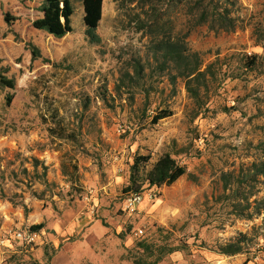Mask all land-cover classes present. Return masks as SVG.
Here are the masks:
<instances>
[{"label":"rangeland","instance_id":"rangeland-1","mask_svg":"<svg viewBox=\"0 0 264 264\" xmlns=\"http://www.w3.org/2000/svg\"><path fill=\"white\" fill-rule=\"evenodd\" d=\"M42 1L0 0V71L15 81L14 89H0V237L7 229L43 225L42 243L31 249L5 242L0 264H264V181L251 182L261 214L245 220L231 214L232 187L223 192L221 180L246 173L264 146V0L223 3L235 23L229 31L195 25L202 8L215 11L210 0H103L98 44L84 40L80 0H70L72 35L57 39L35 30ZM4 14L13 21L6 23ZM150 30L183 40L204 65L218 57L239 77L226 79L209 111L194 118L182 80L171 86L152 62ZM28 44L42 58L61 57L59 65L31 60ZM250 54L263 73L240 69L239 59ZM136 61L143 79L134 75ZM55 74L63 85L53 84ZM51 108L73 127L80 124L76 142L48 136L39 116ZM162 110L172 115L152 125ZM173 146L185 149L175 159L186 174L148 201V213L128 217L121 191L127 181L115 185L110 175L125 179L135 154L151 157L149 169ZM69 160L77 163L76 178L61 171ZM89 190L97 200L90 216L100 223L70 229L89 213ZM49 219L60 221V229L47 227ZM137 228L144 230L140 238ZM237 239L243 240L240 254L218 253L219 245ZM163 248L173 251L161 255Z\"/></svg>","mask_w":264,"mask_h":264},{"label":"trees","instance_id":"trees-1","mask_svg":"<svg viewBox=\"0 0 264 264\" xmlns=\"http://www.w3.org/2000/svg\"><path fill=\"white\" fill-rule=\"evenodd\" d=\"M227 1L210 0L209 3L215 11L210 13L207 7L202 8L198 13V20L195 25H207L211 31H229L234 29L235 23L233 18L230 17V10L223 6V3ZM80 2L83 8L82 21L85 39L88 43L98 44L100 38L96 30L102 18L103 0H80ZM210 4L208 7H210ZM40 13L41 17L32 22V27L35 30L46 32L57 39L63 38L72 32L71 17L73 15V7L70 0H43L40 6ZM4 21L9 24L13 19L8 14H4ZM140 29H143V26ZM152 33L153 30H150V46L148 48L152 55V62L156 65L159 73H165L171 86H175L177 79L182 80L186 94L193 101L194 118L201 112L209 111L208 104L210 99L226 79L234 80L239 77L238 74H233L230 70H226L224 68L226 67L225 64L218 57H216L215 61L204 65L200 54L191 52L183 40L170 36L158 37V35H152ZM28 47L31 60L41 59L42 62L53 67L59 65L42 58L38 48L33 45L28 44ZM258 59L255 54L242 55L238 62L239 67L243 72L260 71L263 73L262 65L259 64ZM133 67L134 75L143 79L145 75L141 63L136 61ZM124 75L126 78L133 79L130 74ZM14 87V79L6 77L0 71V89L12 90ZM119 89L118 87L117 90ZM47 96L49 95L45 94V99H47ZM6 101L10 103L11 96H8ZM171 115V112L162 110L153 116L150 123L156 125L159 121ZM261 115L264 118V111L261 112ZM39 119L51 139L64 140L69 143L77 141V135L81 131L80 124L78 123L77 127H73L68 122L69 118L59 113L56 108H51L47 114H41ZM258 149L260 155L247 167L246 173L241 171L233 181H231V173L221 176L223 192L232 187L233 195L226 198L231 204V214L245 220H250L254 216L260 215L262 211L260 206L263 203L255 198L257 190L251 184V182L255 183L258 178L264 181V146L262 147L261 145V148ZM183 153H185V149H177L173 146L170 151L160 154L149 169L146 168V165L151 157L149 155L135 154L129 166L127 185L121 190L124 198L130 193H139L153 188L160 190L163 187L174 184L186 174V168L175 159L176 156ZM60 167L65 176L69 178L77 177L78 166L76 161L69 160L67 164L61 163ZM240 189L244 191L241 194ZM252 198L254 199L250 201ZM258 203L261 204L259 205ZM29 228L32 231H41L43 225H33ZM242 243L243 240L237 239L234 242L219 245L217 251L224 256L237 255L242 252ZM140 247L143 251L150 249V246H143L142 244H140ZM171 251L173 250L163 248L161 255L169 254Z\"/></svg>","mask_w":264,"mask_h":264},{"label":"built area","instance_id":"built-area-1","mask_svg":"<svg viewBox=\"0 0 264 264\" xmlns=\"http://www.w3.org/2000/svg\"><path fill=\"white\" fill-rule=\"evenodd\" d=\"M117 132H120V129H117ZM159 191V189L153 188L147 190L146 192L130 193L123 201L122 212L128 217L137 215L139 212L138 208L144 200V196L147 197L149 202L154 201L160 196ZM93 195L94 191L89 190L88 195L84 198V203L91 215L96 212V205L93 202ZM143 234L144 230L142 228H137L134 230V236L137 238L141 237ZM10 240L17 242L20 246L32 247L38 241H40V231H32L30 228L7 229L5 230L2 237H0V248H5V242Z\"/></svg>","mask_w":264,"mask_h":264},{"label":"crops","instance_id":"crops-1","mask_svg":"<svg viewBox=\"0 0 264 264\" xmlns=\"http://www.w3.org/2000/svg\"><path fill=\"white\" fill-rule=\"evenodd\" d=\"M72 24V23H71ZM73 30H74V28L72 27V32L71 33H69V34H67V35H65L64 37H63V39L65 38V37H68V36H70V35H72V33H73ZM85 37V36H84ZM84 40H86L85 38H84ZM61 58V57H60ZM59 58V59H60ZM59 59L58 60H55V61H52V60H50L51 61V63H57L58 61H59ZM50 65V64H49ZM56 71V70H55ZM59 77V75L58 74H55V76H54V78L53 79H51V81L53 82V84L54 83H60V85L62 84H64V81L62 80V77H59V80H57V78ZM110 180H111V183L113 182L115 185L119 182V181H121V183H125L126 181H127V179H128V173H127V175H126V177H125V179L124 178H122V176H119V175H116V174H112V175H110ZM85 183V185H92L93 183H91V179H88L87 181H85L84 182ZM108 184H110V183H108ZM126 184V183H125ZM105 187H103L102 189H104ZM147 191V190H146ZM145 191V192H146ZM94 195H95V191H94ZM93 195V196H94ZM94 197H96V196H94ZM96 198H94L93 199V202L95 203V205H96V208H97V203H96ZM99 201V203L102 205V203H103V199H101V200H98ZM148 200H146V199H144L143 201H142V203L140 204V206H139V208H138V214L137 215H140L142 212H147V211H149V206H148ZM86 207V206H85ZM97 210V209H96ZM148 213V212H147ZM103 216V215H102ZM48 217V216H47ZM79 220L77 221V223L76 224H69V227H71L70 229H74V227H78V228H86V229H91V228H93V227H95L96 225H97V223L99 222L100 223V220H98V219H96V218H92L91 219V216H90V213H86L85 215H83V216H79ZM13 223V222H12ZM17 224H20V223H17ZM62 226V224H61V222L60 221H58V220H55V219H49V222L47 223V227H51L52 229H54V231L56 230V229H60V227ZM8 227V226H7ZM41 237H43V233L40 231V244L42 243V240H41ZM14 242V241H13ZM16 245L18 244L17 242H14ZM10 247V246H9ZM5 248H7V246L5 247ZM9 249H11V248H9ZM14 253V252H13Z\"/></svg>","mask_w":264,"mask_h":264}]
</instances>
